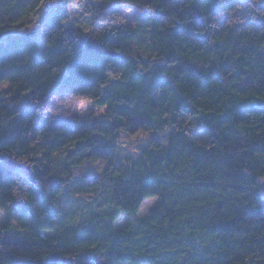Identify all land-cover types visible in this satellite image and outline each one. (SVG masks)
<instances>
[{"label": "trees", "instance_id": "1", "mask_svg": "<svg viewBox=\"0 0 264 264\" xmlns=\"http://www.w3.org/2000/svg\"><path fill=\"white\" fill-rule=\"evenodd\" d=\"M83 1L135 8L137 28L83 35L61 0H0V264H264V0ZM64 96L167 139L113 162ZM72 188L104 194L79 227L58 208ZM148 198L146 221L116 227Z\"/></svg>", "mask_w": 264, "mask_h": 264}, {"label": "rangeland", "instance_id": "2", "mask_svg": "<svg viewBox=\"0 0 264 264\" xmlns=\"http://www.w3.org/2000/svg\"><path fill=\"white\" fill-rule=\"evenodd\" d=\"M61 3L67 7L70 25L79 30L83 35L95 33L96 30H100L106 25H117V23L137 28L135 26L138 16L137 10L132 7L116 5L103 9L99 2L94 1L92 4H88L83 0H61ZM41 18L42 14L34 18L31 23L32 28L38 26ZM35 31H37L35 33V41H37L38 52L40 53L44 45L40 35L38 36V30ZM135 47L138 48V52H141L144 57H148L150 54L148 36L143 28H140L136 32ZM53 104L64 113L78 116L81 124L84 126L98 129L103 128L101 139L109 142L110 145L107 150L111 153V161L116 163H123L126 158L136 157L140 150L152 139L159 138L163 142L167 139L164 132L157 131L156 129L152 131L139 130L133 133V135L117 129L114 126L118 125L122 119L113 116L104 120L105 118L103 119L101 116H103L105 107H96L88 99L64 96L54 100ZM109 162V160L104 161L102 159L99 161H85L79 167L70 169V172L72 177L75 178L100 176L109 165ZM262 193L264 194V187ZM103 195V193L95 190L87 192L74 188L70 189L68 193L60 194L58 208H60L62 223L72 224L76 227L81 226L90 212L100 210L99 207H102ZM157 205V198H148L141 203L136 214L120 215V218L116 222V227L121 228L127 222L137 224L146 221ZM4 218L5 212L0 209V226L3 224ZM48 234H51V232L46 233V235Z\"/></svg>", "mask_w": 264, "mask_h": 264}, {"label": "water", "instance_id": "3", "mask_svg": "<svg viewBox=\"0 0 264 264\" xmlns=\"http://www.w3.org/2000/svg\"><path fill=\"white\" fill-rule=\"evenodd\" d=\"M259 107H264V104H257ZM262 187H264V181L262 182Z\"/></svg>", "mask_w": 264, "mask_h": 264}]
</instances>
